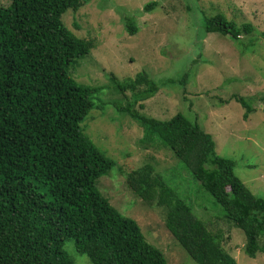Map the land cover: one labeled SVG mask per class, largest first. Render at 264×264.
<instances>
[{
	"label": "trees",
	"instance_id": "16d2710c",
	"mask_svg": "<svg viewBox=\"0 0 264 264\" xmlns=\"http://www.w3.org/2000/svg\"><path fill=\"white\" fill-rule=\"evenodd\" d=\"M85 1L0 4V264H73L65 247L68 240L91 264H171L138 222L116 208L97 185L117 162L96 145L83 122L105 102L95 101L100 86L73 75L96 42L78 36L63 21L68 8L78 10ZM158 2H147L144 10L152 11ZM125 19L135 34L134 16ZM197 23L204 34L235 39L255 29L252 22L238 23L223 12ZM249 42H243L244 50L255 43ZM111 80L117 91H131L126 105L111 103L143 126L142 140L158 141L175 154L186 179L195 183L193 191L203 192L212 209L244 231L249 256L264 250V196L253 193L236 174V159L220 155L213 135L182 112L160 119L137 110L138 101L159 89L146 70L122 80L112 75ZM220 100L240 102L244 118L255 110L235 91ZM142 177L133 178L134 192L155 193L153 186L160 184L158 201L169 208L168 226L174 234L181 231L173 240L197 264H237L222 246V235L197 219L193 200H185L190 194L177 191L183 176Z\"/></svg>",
	"mask_w": 264,
	"mask_h": 264
},
{
	"label": "rangeland",
	"instance_id": "374dc122",
	"mask_svg": "<svg viewBox=\"0 0 264 264\" xmlns=\"http://www.w3.org/2000/svg\"><path fill=\"white\" fill-rule=\"evenodd\" d=\"M149 1L88 0L78 10L68 8L63 14L65 24L78 36L96 42L91 56L85 57L89 59L83 57L73 75L82 83L100 86L95 101L105 102L83 122L96 145L117 162L97 185L116 208L138 222L171 264H197L173 240L181 231L174 234L168 226L169 208L158 201L160 184L153 186L155 193L144 195L131 187L142 176H183L177 191L184 192V197L190 194L185 200H193L197 219L222 235V246L237 264H264V250L249 256L244 231L212 209L203 192L193 191L195 183L186 179L187 172L175 154L158 141H143V126L111 103L119 100L126 105L131 96L129 89L123 93L114 89L112 75L122 80L146 70L159 89L135 108L160 119L182 112L202 124L213 135L217 152L236 159V174L253 193L264 196V0H159L152 11H146ZM10 3L0 0L1 5ZM218 12L238 23L252 22L255 29L239 39L200 32L199 18ZM128 14L138 27L133 35L126 28ZM251 40L255 43L244 50L243 42ZM233 91L255 108L248 118L243 117L245 108L240 102L221 103L220 97H231ZM177 225L182 229L181 223ZM65 247L73 264H91L72 240Z\"/></svg>",
	"mask_w": 264,
	"mask_h": 264
}]
</instances>
